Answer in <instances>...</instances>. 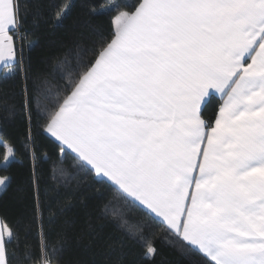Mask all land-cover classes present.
<instances>
[{
  "label": "snow or ice",
  "instance_id": "6c2138e0",
  "mask_svg": "<svg viewBox=\"0 0 264 264\" xmlns=\"http://www.w3.org/2000/svg\"><path fill=\"white\" fill-rule=\"evenodd\" d=\"M52 3L0 0V81L23 80L26 123L19 145L0 132V170L8 173L0 193L12 166L30 158L40 236L38 253L22 252L18 231L0 218V264H144L158 254L153 224L203 264H264V0H104L88 15L109 18L107 35L89 29L98 39L82 37L33 75L24 42L32 51L42 38L29 39L25 17L40 30ZM72 10V0L57 6L51 35ZM0 101L7 106L2 92ZM34 118L57 142L54 179L92 174L150 223L106 205L99 218L63 220L51 244ZM69 155L71 172L63 166ZM73 248L75 261L65 258Z\"/></svg>",
  "mask_w": 264,
  "mask_h": 264
},
{
  "label": "trees",
  "instance_id": "16d2710c",
  "mask_svg": "<svg viewBox=\"0 0 264 264\" xmlns=\"http://www.w3.org/2000/svg\"><path fill=\"white\" fill-rule=\"evenodd\" d=\"M68 0H53L49 8L48 25H51L54 12L57 6L66 3ZM104 0H72L73 10L71 16L66 21V27L57 30L55 35H51V29L44 25L40 30H31V15L25 17L26 27L31 31L30 40L41 39L42 46L35 50H28V42H24V57L27 63L29 58L35 75L38 70H44L50 66L51 58L63 54L66 48L71 47L74 42L82 37L93 36L89 31L91 28L99 29L107 35L109 29V18L107 16H89V6H99ZM135 2V0H130ZM45 41H50L46 43ZM18 46L20 41H17ZM23 80L17 75L11 79L0 81V92L8 98L5 106L0 101V132L5 138L19 145L26 130L23 110L20 107L21 91ZM31 89L32 81L29 82ZM35 111V106H34ZM33 133L39 145L36 159V172L39 182V205L40 214L43 218L45 229L48 231V240L55 245L58 242L57 233L61 230L60 224L65 219L73 216L83 218L91 213L95 218H99L105 206H110L116 211L123 213L134 223L149 222L144 213L131 203L116 197L115 192L105 183H100L94 179L92 174L82 173L75 177L70 184H65L54 179L53 165L60 162L57 142L48 134L42 133L35 127L36 120L33 119ZM23 164L12 166V182L7 191L0 193V218H3L9 226L18 231L20 238V250L27 252L31 250L33 254L39 251V229L32 221L36 201L33 197L31 185L30 158L23 157ZM74 161L71 155L63 160V166L70 172ZM7 172L0 170V175H7ZM55 214V224H49ZM111 231H115V226H110ZM152 231L159 234V239L155 241L158 249L154 261L145 260L144 264H203V259L191 252H187L179 240L167 236L163 226L152 225ZM28 233L25 235V233ZM65 258L71 261L80 259V254L76 249H71L65 253Z\"/></svg>",
  "mask_w": 264,
  "mask_h": 264
}]
</instances>
